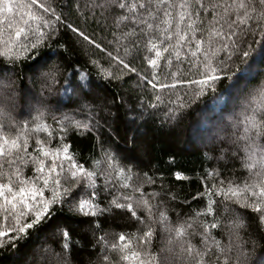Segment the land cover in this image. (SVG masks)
I'll return each mask as SVG.
<instances>
[{
  "label": "trees",
  "instance_id": "1",
  "mask_svg": "<svg viewBox=\"0 0 264 264\" xmlns=\"http://www.w3.org/2000/svg\"><path fill=\"white\" fill-rule=\"evenodd\" d=\"M4 83L0 264L264 263V0H0Z\"/></svg>",
  "mask_w": 264,
  "mask_h": 264
},
{
  "label": "rangeland",
  "instance_id": "2",
  "mask_svg": "<svg viewBox=\"0 0 264 264\" xmlns=\"http://www.w3.org/2000/svg\"><path fill=\"white\" fill-rule=\"evenodd\" d=\"M231 10H233V9H231ZM44 68H45V66H44V64H42V66H37V69H34V70H32V72H30V74L32 75V73H34L35 75H38L39 73H42V71H44ZM9 80H11V78L9 79ZM9 87H11L10 86V84H8V83H4V84H0V88H2V90H5V89H7V90H9L10 88ZM17 92H19V91H17ZM30 94H27L26 95V102H27V104H26V108L22 111V110H18V111H15L14 109H11L12 110V112H14L15 114H16V116L18 117V116H21L20 118H21V120H19V121H24L25 119H27V113H28V110L29 109H33L34 110V112H39L40 110H42L41 108L44 106V102H43V97H40V99L38 98V99H36V100H30L29 98H31L30 96H29ZM17 96V94L16 93H14L13 95H12V97L15 99V98H17L16 97ZM13 98H10V99H7V100H14ZM28 99V100H27ZM41 100H42V102H41ZM247 100V99H246ZM35 101V102H34ZM11 102V101H10ZM256 104V103H255ZM264 105V96L262 97L261 96V102H260V105L258 106V110H261L262 109V106ZM243 107H246L245 106V104H243ZM43 108H47V107H43ZM20 111H22V112H20ZM27 115V116H26ZM64 120H67V118H64ZM252 128V127H251ZM229 131L230 132H232V133H229V135L227 134H224V135H222V133H223V131H221L220 132V136L219 137H217V139L221 142V143H224V145L225 146H230V147H232V146H235L236 148L237 147H239V144L241 143V142H243V143H248V140H247V136H246V138H245V136L243 137V135H242V137L241 138H239V139H237L236 137H235V135L233 134L234 132L233 131H231L230 129H229ZM198 132V131H197ZM199 133V132H198ZM196 138H198V137H196V133H195V131L193 130L192 132H190V134H189V139H190V141L189 142H192V144H197V139ZM204 140H207V139H204ZM255 141H257V139H254ZM213 143V142H212ZM211 143V144H212ZM213 146H215V145H213ZM231 154V157H233V158H236L237 159V154H236V152H231L230 153ZM246 157H249V156H246ZM248 159V158H247ZM253 160V159H252ZM250 161V160H249ZM252 166V165H251ZM250 165H249V168L251 167ZM237 201H239V202H241V203H243V204H245V205H247L248 204V202L249 201H246V200H243V198H238V199H236ZM244 201V202H243ZM247 206H249V204L247 205ZM259 205L258 204H253V203H251V208H253L254 210H256V211H260V210H262V209H260L259 207H258ZM171 241H172V239H167V244H168V255H169V264H181L180 263V260H179V254H178V252H177V250H176V247L174 246V245H172V243H171ZM244 251V250H243ZM244 258V254H242L241 252H239V253H237V261H240V260H242ZM240 263V262H239ZM264 264V263H263Z\"/></svg>",
  "mask_w": 264,
  "mask_h": 264
}]
</instances>
